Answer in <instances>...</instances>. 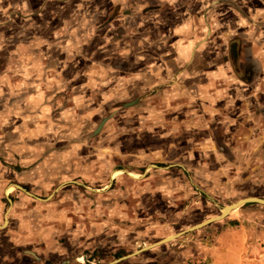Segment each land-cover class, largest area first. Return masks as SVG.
Wrapping results in <instances>:
<instances>
[{
	"label": "rangeland",
	"instance_id": "obj_1",
	"mask_svg": "<svg viewBox=\"0 0 264 264\" xmlns=\"http://www.w3.org/2000/svg\"><path fill=\"white\" fill-rule=\"evenodd\" d=\"M97 70L103 82L95 100L82 99L87 102L76 111L47 106L39 116L40 107L26 106L25 85L16 94L18 85L0 67L2 264H107L241 198L264 199V130L253 128L260 136L250 148L220 147L214 84L197 78L179 87L177 101L169 85L158 99L162 85L148 84L155 89L115 96L111 104L106 72ZM238 86L230 90L246 91ZM241 210L243 228L225 222L242 217ZM263 250L264 205L250 202L114 264H256Z\"/></svg>",
	"mask_w": 264,
	"mask_h": 264
},
{
	"label": "crops",
	"instance_id": "obj_2",
	"mask_svg": "<svg viewBox=\"0 0 264 264\" xmlns=\"http://www.w3.org/2000/svg\"><path fill=\"white\" fill-rule=\"evenodd\" d=\"M0 67L16 94L25 85L26 106L40 107L39 116L47 106L76 111L95 100L97 69L106 72L111 104L155 85V98L169 85L177 101L179 87L201 78L218 89L211 101L222 112L219 146L250 148L260 136L253 128L264 130V0H0ZM238 84L246 91L230 90ZM241 214L225 222L243 228Z\"/></svg>",
	"mask_w": 264,
	"mask_h": 264
},
{
	"label": "water",
	"instance_id": "obj_3",
	"mask_svg": "<svg viewBox=\"0 0 264 264\" xmlns=\"http://www.w3.org/2000/svg\"><path fill=\"white\" fill-rule=\"evenodd\" d=\"M16 186L18 188H21L22 189V187H20L19 185H16ZM250 202L259 203V204L264 205V199L263 198H259V197H256V196H247V197L241 198V199L235 201L234 203H231L230 205L224 206L223 207V212H221L216 217L209 218V219H207V220H205L203 222L196 223V224H194V225H192L190 227H187L186 229H183L181 231L176 232L174 235L161 238L160 240H158V241L150 244L149 246H143L139 250H136L133 253L127 254V255H125L123 257H120V258H118L116 260H113V261H111V262H109L107 264L117 263V262H119L122 259H125L127 257H131V256H133V255H135L137 253H140V252L144 251V250L150 249V248L154 247L155 245L157 246V245H160V244H163V243H167L168 241H171V240H173V239H175L177 237H180V236L184 235L185 233H188V232H190L192 230L199 229V228H201L203 226H206V225H208V224H210L212 222L219 221V220L225 218L228 215L227 209L229 207L235 206V205H239L238 207H240V206H242V205H244L246 203H250ZM4 222L6 223V221H4Z\"/></svg>",
	"mask_w": 264,
	"mask_h": 264
},
{
	"label": "bare ground",
	"instance_id": "obj_4",
	"mask_svg": "<svg viewBox=\"0 0 264 264\" xmlns=\"http://www.w3.org/2000/svg\"><path fill=\"white\" fill-rule=\"evenodd\" d=\"M118 171V170H117ZM116 173V171H114V174ZM113 174V173H112ZM116 174H118V173H116ZM133 175V174H132ZM137 176V175H136ZM7 191V190H6ZM234 203V202H233ZM230 205V204H229ZM239 205H235V206H231V207H229L228 209H227V212H228V214H230L232 211H234V210H236V209H238L239 207H238ZM221 212H223V208L221 209ZM220 212V213H221ZM219 215V214H218ZM217 216V215H216ZM216 216H214V217H216ZM210 218H213V217H210ZM209 219V218H208ZM207 220V219H206ZM205 221V220H204ZM203 222V221H202ZM171 236V235H170ZM168 237V236H167ZM169 242V241H168ZM149 246V245H148ZM156 246V245H155ZM154 246V247H155Z\"/></svg>",
	"mask_w": 264,
	"mask_h": 264
},
{
	"label": "built area",
	"instance_id": "obj_5",
	"mask_svg": "<svg viewBox=\"0 0 264 264\" xmlns=\"http://www.w3.org/2000/svg\"><path fill=\"white\" fill-rule=\"evenodd\" d=\"M257 258H258L259 262L256 264H264V250L262 252L258 253Z\"/></svg>",
	"mask_w": 264,
	"mask_h": 264
}]
</instances>
